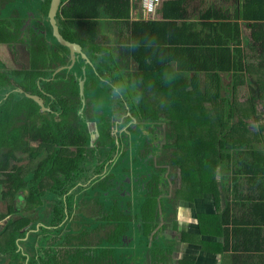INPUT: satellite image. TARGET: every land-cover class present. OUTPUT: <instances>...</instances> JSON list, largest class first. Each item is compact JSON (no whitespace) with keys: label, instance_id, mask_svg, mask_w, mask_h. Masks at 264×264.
Masks as SVG:
<instances>
[{"label":"trees","instance_id":"16d2710c","mask_svg":"<svg viewBox=\"0 0 264 264\" xmlns=\"http://www.w3.org/2000/svg\"><path fill=\"white\" fill-rule=\"evenodd\" d=\"M50 1H32L29 7L27 0H0V44L10 48L16 65L11 69L0 61V200L8 205L6 214L0 216L6 220L0 226V264H168L172 247L177 248L167 234L169 225L177 228L178 201L201 198L194 196L197 189L218 191L214 182H221V191L228 183L247 189L258 184L259 167H264V155L258 153L264 151V109L256 111L255 104L251 105L255 129L236 130L251 135L250 141L238 145L229 142V123L213 112L207 117L213 121L210 131L216 132L215 139L205 138L202 130L195 134L199 128H192V118H187L186 132L171 131L169 126L166 139L159 133H151L153 139L143 133L136 139L132 134L123 139L112 135L111 127H118L122 118L129 119L128 113L139 121L156 122L167 115L159 107L163 87L141 84L142 91L131 94L124 79L120 77L118 83L112 73L104 71L117 62V55L112 54L121 52L100 46V24L125 20V14L113 9L132 6L130 0L60 1L59 33L80 44L90 60L89 64L77 55L70 70L66 68L71 63L69 49L58 43L48 27ZM165 17L174 19L173 23L141 20L129 24L131 36L121 50L124 60L137 65L138 82L152 76V80L160 77L161 84L175 86L170 99L178 109L167 115L174 125L176 112L186 116L190 93L180 88L177 78L165 80L167 68L175 61L171 50L164 51L136 34L138 27L151 23L177 26L179 8L175 15ZM165 39L170 45L180 44L167 33ZM164 54L166 64L153 67ZM59 67L65 68L53 75ZM240 81L232 79L233 85ZM18 89L41 97L49 111H41ZM92 92L98 102L101 95L108 97V103H96L89 97ZM164 94L169 97L165 88ZM154 99L157 105H152ZM193 100L205 108L196 94ZM104 107L114 112L107 115ZM230 118L227 112L226 119ZM93 135L97 136L94 142ZM192 137L199 140L194 142ZM183 141L189 144L183 149L185 161L178 159L177 150ZM145 144L150 146L147 152L142 150ZM233 148L237 153L229 152ZM228 163L239 168L231 170L235 176L230 178ZM213 164L216 170L210 167ZM170 177L182 187L172 196L167 191Z\"/></svg>","mask_w":264,"mask_h":264},{"label":"crops","instance_id":"0c3cea01","mask_svg":"<svg viewBox=\"0 0 264 264\" xmlns=\"http://www.w3.org/2000/svg\"><path fill=\"white\" fill-rule=\"evenodd\" d=\"M130 3V7L119 5L113 9L125 14V20L101 22L98 43L106 49L121 52L112 54L117 55V62L104 71L112 73L118 83L120 77L124 79L131 94L137 93L136 89L141 92L143 87L140 86L142 82H138L141 76L138 77L137 65L130 67L131 60H124L121 50L131 36L129 24L141 20L173 23L174 19L164 18V15H175L179 8L177 26L151 23L138 27L136 33L141 40H152L164 51L171 50L170 57L175 61L167 68L169 77L165 80L177 78V75L183 77L185 81L180 88L189 93L206 83L205 87H211L210 101L212 95L222 97L223 103L232 104L234 110L237 103L234 96L230 98V93L250 95L254 87L256 92L258 84L259 98L264 97V0H160L153 13L145 12L142 0H130ZM166 33L170 40L180 44H168ZM166 62L164 54L159 63H152V66L157 68ZM127 63L129 66L125 65ZM257 74L262 79L261 83ZM149 78L154 88L163 87L168 91L169 86L175 87L171 82L161 84L157 81L160 77L157 80H152V76ZM232 79L241 81L233 85ZM236 87L238 91L234 90ZM221 89H224L223 94L219 96ZM248 97H244L241 104L249 103ZM164 101H169L168 95ZM194 101L200 105L197 100ZM154 104L157 105L156 99ZM212 104L219 108V103ZM261 109H264L262 102ZM93 138L94 142L97 136ZM229 152L237 153L232 149ZM258 153L264 155L261 149ZM259 168L262 169L260 179L253 188H242L241 185L237 188L228 183L225 191H221L220 186L212 193L197 189L194 196L201 198L177 202L174 218L177 228L173 230L169 225L167 234L177 248L172 247L174 253L168 264H264V167ZM236 169L239 168L229 163V178L235 176L231 170ZM173 192L172 187L170 196ZM181 198H184L183 195Z\"/></svg>","mask_w":264,"mask_h":264},{"label":"rangeland","instance_id":"374dc122","mask_svg":"<svg viewBox=\"0 0 264 264\" xmlns=\"http://www.w3.org/2000/svg\"><path fill=\"white\" fill-rule=\"evenodd\" d=\"M111 44H110L111 48L116 49V47H113ZM21 55H22L21 57L23 58L24 54H21ZM0 61L3 62L4 64H6V66L11 68V69H14V67L16 66L14 58H13L12 53L10 51V48L7 45L0 44ZM257 65H258V63H257ZM132 66H133V63H130V67H132ZM257 76L259 77L260 75L257 74ZM177 79L182 83H184V81H185L183 77H179L178 75H177ZM261 82H262V79L259 77V83H261ZM255 83H257V82H255ZM142 84H147V85H150L151 87H153L152 83H151V79L148 78L147 76L143 77V83ZM223 84H225L224 81H223ZM205 85H206V83L199 86V88L195 89L194 92H191L189 94V101L187 102L186 109L184 111L186 116H183V114L179 115V114H177V112L173 115V122H174L175 126L173 125L172 122H170V121L167 122L165 120H168L167 115L169 116L170 112L176 111L178 109V106L174 104L172 99H170V96L172 94L171 86H169V88H168V92H169V101L168 102L164 101L165 94H164V88H162L163 102H161L162 104H159V107H161L162 109L165 108L167 115L164 114L166 117L159 118L157 120V122L159 124L161 123V124L169 125L171 131H174L175 128H179V129H183V131L186 132L187 127L184 128L185 123L189 118H192V120H193L192 128H199L198 131H194L195 134H198L199 130H202L203 136L205 138L215 139L214 136L216 135V132L214 130L210 131V129H212L211 126H212L213 121L211 120V118L207 117V114H209L210 112H213L216 116L220 117L222 120H225L226 124L229 123V126H228V131H229V136H230L229 142L234 141V142H236L235 145H238L237 142L245 143V142L250 141V139H251L250 134L248 136V135L244 134L243 132L237 133L236 130L239 131L242 128H249L248 129L249 131H253L255 129V127H253L255 124L254 123V121H255L254 117L255 116L253 115V113L251 111L252 110L251 105L253 103H256L255 110L260 111V102L264 103V97L255 98V97H257L256 94H260L258 84H257L256 92L254 93L255 87L253 86L254 89L250 93V95H248V93H243V92L235 93L234 95L232 93H230L231 94L230 98L232 96H234L235 101L237 103L235 110H234L232 104L223 103L224 100L222 97H215L214 95H212V99L210 101V99H209L210 94H209L207 88L205 87ZM140 86L142 87V85H140ZM223 90L224 89L219 90V92H218L219 96H222ZM234 90L238 91L239 89H238V87H236ZM136 91H137V94H139L140 89H136ZM102 93H103L102 95L105 94L104 91ZM151 93H152V91H151ZM194 94H196L197 98L202 103L205 104V106H206L205 108H202L200 105H198L193 100ZM102 95L100 97L99 102H98V97L95 95L94 92H92L89 97L92 98L96 103L104 106L103 105L104 101H106V103H108L109 98L105 96V98L103 99ZM246 96H249L248 99L250 100V102L246 103V104H243V103L241 104L242 99ZM212 103H219L218 104L219 108H216ZM182 104L183 103L181 101L180 106ZM152 105H156V104L152 103ZM103 111L107 115L114 112L113 108L109 109L106 107L103 108ZM227 112L231 116V118L228 120L226 119V113ZM188 122H189V120H188ZM142 123H143V125H141L139 130H138L140 132H138V134L134 136L135 139L138 138V136L142 134V131L145 132L146 130H151V127H152V129L154 128L153 125L149 126L148 123H144L143 121H142ZM157 126H158V124L156 125V127ZM168 129H169V127H168ZM180 131H182V130H180ZM149 133L150 132L147 131L148 136H149ZM171 134H172V132L169 134V136ZM231 134H232V138H231ZM191 140L196 142L199 139H197V137H192ZM150 141H151V139H150ZM181 143H182V145L177 149L179 151L178 159L185 161V158L183 155V149H186L187 146H189V144H187V146H186V143L184 141ZM149 145L151 146L152 142L149 143ZM150 146L145 144V146L142 150H145L147 152L148 149L150 148ZM232 150L236 151L238 149L233 148ZM210 153H212L214 156H216V153H213V152H210ZM134 154H135V152H134ZM186 154H187V152H186ZM149 165H155V164L149 163ZM210 167L213 170H216L215 164H213ZM226 169L228 170V177H229V163H228V166L226 167ZM220 183L221 182H217L218 187L220 186ZM213 185L216 189L218 188L215 182L213 183ZM6 212H7V205L4 202H2V200H0V216L4 215ZM5 223H6V220L5 221L0 220V226H3Z\"/></svg>","mask_w":264,"mask_h":264},{"label":"water","instance_id":"95a60500","mask_svg":"<svg viewBox=\"0 0 264 264\" xmlns=\"http://www.w3.org/2000/svg\"><path fill=\"white\" fill-rule=\"evenodd\" d=\"M32 1H38V0H27L29 7L31 6ZM61 0H51L50 1V7L48 9L47 13V23L49 30L51 34L55 37V39L58 41L59 44L66 46L69 49L70 57H71V63L69 66H67V69H71L73 67L74 62H76V56L80 55L87 63L90 64V60L88 57L87 52L82 48V46L78 43H72L67 40H65L62 35L59 33L58 26H57V12L60 6ZM65 67H59L55 69L53 75H55L57 72L63 70ZM85 68V67H84ZM81 88L84 89V81L81 82ZM19 93H23L28 98L32 99L38 106L40 107L41 111H49V109L44 105L43 99L36 95H29L28 93L24 92L22 89L17 90ZM93 137H96V135H93ZM94 138H92V141Z\"/></svg>","mask_w":264,"mask_h":264},{"label":"flooded vegetation","instance_id":"af4514ba","mask_svg":"<svg viewBox=\"0 0 264 264\" xmlns=\"http://www.w3.org/2000/svg\"><path fill=\"white\" fill-rule=\"evenodd\" d=\"M128 115H129V119L122 118L121 119L122 121H120L118 123V127H114V126L111 127L110 131H111L112 135L120 136L121 139H123V138H126L128 135L132 134L131 136L134 138V136L137 135L138 132H140L138 130H139L140 126L143 125V123H142V121H143L144 123H148L149 126L153 125V127H154L153 129L151 127V130H146L145 132L142 131L143 135L148 136V134H147V131H148V132H150L149 133V137H151L152 139H153V137H152L153 134H151V133H159V135H163V139H166V137H167L166 132L168 131V127L165 124H161L160 123L156 127V125H157L156 121H150V119L149 120L139 121V120H136L132 114L128 113ZM107 117L108 116H105L103 123H106V121H107L106 118ZM125 120H129V122L124 124ZM112 121H113V119L111 118V122ZM90 126H92V124H90ZM159 140H161V139H159ZM164 142L165 141H163L162 145H164ZM154 161H156V159H154ZM168 170H169V167L167 168V171ZM169 173H170V170L166 173L165 176L167 177L169 175ZM179 173H180V170H179ZM173 182H174V178L173 177L167 178V184H168L167 191L170 192V189L172 187H173L174 191H178V190H180L182 188V187H179L180 185L173 184Z\"/></svg>","mask_w":264,"mask_h":264},{"label":"built area","instance_id":"2783aa9c","mask_svg":"<svg viewBox=\"0 0 264 264\" xmlns=\"http://www.w3.org/2000/svg\"><path fill=\"white\" fill-rule=\"evenodd\" d=\"M160 0H142L143 8L147 13H153Z\"/></svg>","mask_w":264,"mask_h":264},{"label":"clouds","instance_id":"9594fccd","mask_svg":"<svg viewBox=\"0 0 264 264\" xmlns=\"http://www.w3.org/2000/svg\"><path fill=\"white\" fill-rule=\"evenodd\" d=\"M143 5V4H142ZM138 45H133V47H137Z\"/></svg>","mask_w":264,"mask_h":264}]
</instances>
